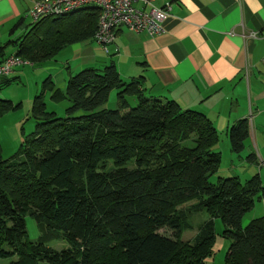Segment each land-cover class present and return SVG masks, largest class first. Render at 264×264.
<instances>
[{
    "label": "trees",
    "instance_id": "1",
    "mask_svg": "<svg viewBox=\"0 0 264 264\" xmlns=\"http://www.w3.org/2000/svg\"><path fill=\"white\" fill-rule=\"evenodd\" d=\"M101 9L95 5L48 16L15 42L14 56L33 64L54 59L76 43L94 39ZM118 36V35H117ZM16 79L6 80L2 88ZM140 79L124 82L114 64L72 75L48 110L46 79L31 109L35 130L4 159L0 141V258L12 264H207L218 235L231 243L225 264H264V218L243 219L264 197L258 175L246 182L220 176V134L202 112L174 100L149 97ZM117 108H105L113 91ZM22 103L0 97V118ZM78 112L82 114L77 115ZM247 120L229 129L231 151L248 138ZM253 155H250L252 157ZM219 175L216 181L212 177ZM207 213L192 241H183L188 215ZM40 237L28 239L26 217ZM168 229L171 236L160 233ZM64 238L69 247L49 243Z\"/></svg>",
    "mask_w": 264,
    "mask_h": 264
},
{
    "label": "crops",
    "instance_id": "2",
    "mask_svg": "<svg viewBox=\"0 0 264 264\" xmlns=\"http://www.w3.org/2000/svg\"><path fill=\"white\" fill-rule=\"evenodd\" d=\"M34 1L0 0V64L16 54L15 42L33 24L29 11ZM168 2L171 11L161 36L121 28L108 52L93 38L76 43L71 51L75 57L67 59V65L29 61L0 78V93L6 80L16 79L13 84L20 85L30 74L36 80V96L49 78L53 91L46 95V103L48 110L59 115L60 108L49 104L56 90L66 89L72 75L84 68L114 64L124 82L140 79L147 96L174 100L182 109L202 112L212 121L235 167L226 172L220 167L219 175L236 176L242 182L258 175L264 187V0H155L154 4L164 8ZM254 33L256 37H252ZM73 62L77 64L73 66ZM2 98L22 103L31 112V93ZM21 109L1 117L0 124L17 128L15 118L10 117ZM240 120H247L249 133L244 150L234 153L229 129ZM0 141L3 157L8 159L1 134ZM11 148L16 150L15 141ZM259 218H264V197L256 201L243 222L247 225Z\"/></svg>",
    "mask_w": 264,
    "mask_h": 264
},
{
    "label": "rangeland",
    "instance_id": "3",
    "mask_svg": "<svg viewBox=\"0 0 264 264\" xmlns=\"http://www.w3.org/2000/svg\"><path fill=\"white\" fill-rule=\"evenodd\" d=\"M72 47H73V45L62 50L53 60H51L49 62V64H51L50 66H53V64H56L57 62L63 63L64 65H67V59H72L75 57L73 52H71L73 49ZM76 64H77V62H73L72 65L75 66ZM24 68H27V70H33V68L30 66H24ZM82 70L83 69L79 70L77 73H79ZM77 73H75V74H77ZM35 81H36L35 77L29 74L28 76L23 78L22 84H20V85H18V84L14 85L13 84L10 87L4 88L0 93V97L2 98V96H6V95H8V96H28L29 95L30 96V93H31L32 101H33V99L35 97L34 92L36 90V88H35L36 82ZM116 93H117L116 91L112 92L110 100L106 104L105 108H109V109H116L117 108ZM4 99H7V98H4ZM8 100H10V99H8ZM51 102L52 103H50L49 105L54 104L60 108L59 109V115L60 116H64L65 115V109L70 106V103L67 100H64L62 102H55V101H51ZM17 103H19V102H17ZM21 108H22L21 112L10 117V118H15L14 120L18 124L17 128H15L13 126H9L6 123L0 124V134H1L2 139L4 140L7 155H9L8 156L9 158L14 156L19 149V146L21 143V142L20 143L18 142L19 136H22V141H23L25 139V136H28L30 134L31 130H32V132L35 130V120L32 118L31 112L26 107H24V105ZM19 110H17V111H19ZM17 111H14V112H17ZM14 112H12V113H14ZM80 114H82V112L77 113V115H80ZM20 121L22 122V124H20ZM13 141H15L17 143V148H16V150L10 151V149H12L11 146H12ZM214 149L219 151V152L221 151L224 153L222 155V163H221V170L220 171L226 172V171H229V169H235L234 165H231L230 157L227 153L226 148L224 147V145H222V143L219 142V144L216 145L214 147ZM8 152H9V154H8ZM225 172H223V173H225ZM218 176L219 175L213 176L212 181H216ZM220 176H222V175H220ZM224 177H228V176H224ZM195 203H196V201H192L190 203H187L186 205L179 207L180 210L182 209L187 213V215H188L187 226L190 227L189 229H186L184 231V233L182 234V240L183 241H192L194 239V237L197 235V233H198L199 229L201 228V225L203 224V222L209 218L207 213H196V212H191L189 210L191 208V206ZM26 224H27L28 239L31 242L37 241L41 234H40V231H39V228L37 226L36 221L31 216H27L26 217ZM243 226L245 227L246 223L243 222ZM223 229H224L223 223L220 219H218L216 222V231H217L218 235L216 236V239H215L213 246H212L213 256L209 257L207 259V264H225V258H226V255H227V252L229 249V245L231 242L228 239H225V238L219 236V234H221ZM160 233L167 235V236L172 235V232L168 229H162V230H160ZM48 246H50L54 250H62V249L69 247V243L64 238L60 237V238H56V239L52 240ZM16 261H17L16 256L6 258V259L0 258V264H12L13 262H16Z\"/></svg>",
    "mask_w": 264,
    "mask_h": 264
},
{
    "label": "built area",
    "instance_id": "4",
    "mask_svg": "<svg viewBox=\"0 0 264 264\" xmlns=\"http://www.w3.org/2000/svg\"><path fill=\"white\" fill-rule=\"evenodd\" d=\"M155 0H35L29 11L32 23L40 22L48 16H56L78 10L85 5H95L101 9L99 28L94 36L106 52L116 42L118 32L126 28L135 33L161 36L163 23L171 11V3L164 8L156 7ZM252 37H256L254 33ZM29 64L18 56H11L0 64V78L7 77L13 70Z\"/></svg>",
    "mask_w": 264,
    "mask_h": 264
}]
</instances>
